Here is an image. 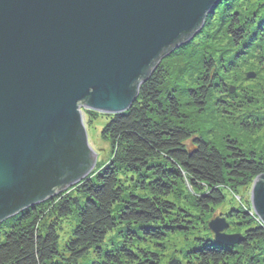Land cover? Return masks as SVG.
Listing matches in <instances>:
<instances>
[{
    "label": "trees",
    "instance_id": "obj_1",
    "mask_svg": "<svg viewBox=\"0 0 264 264\" xmlns=\"http://www.w3.org/2000/svg\"><path fill=\"white\" fill-rule=\"evenodd\" d=\"M245 2L222 0L200 32L171 54L181 56L182 68L193 71L190 57L202 53V75L193 71L184 82L173 80L176 76L168 74L165 60L141 84L128 110L102 114V138L118 145L119 155L97 160L94 170L72 188L2 222L0 264H158V256L140 242L159 244L175 232L192 241L171 264H264V225L253 214L248 195L253 179L264 172V148L244 147L226 134L217 143L207 140L197 120L213 123L218 117L222 122L225 114L246 107L233 117L232 128L252 133L264 125V110L255 100L235 98L222 85L221 69L238 54L247 48L264 54V0L247 12L241 7ZM213 17L217 21H210ZM226 17V31L236 48L227 54L218 50L226 55L215 60L205 51L216 50L206 41L208 27L213 22L219 29ZM212 107L225 114L214 110L209 116L206 111ZM83 113L86 120L98 114ZM172 198H184L183 204ZM226 203L230 224L242 229L231 246L216 242L207 228L214 209ZM63 223L69 231L62 239Z\"/></svg>",
    "mask_w": 264,
    "mask_h": 264
},
{
    "label": "water",
    "instance_id": "obj_2",
    "mask_svg": "<svg viewBox=\"0 0 264 264\" xmlns=\"http://www.w3.org/2000/svg\"><path fill=\"white\" fill-rule=\"evenodd\" d=\"M221 1L0 0V224L94 170L83 110H128ZM249 196L264 225V172ZM207 228L220 244L240 239L221 213Z\"/></svg>",
    "mask_w": 264,
    "mask_h": 264
},
{
    "label": "rangeland",
    "instance_id": "obj_3",
    "mask_svg": "<svg viewBox=\"0 0 264 264\" xmlns=\"http://www.w3.org/2000/svg\"><path fill=\"white\" fill-rule=\"evenodd\" d=\"M256 1L257 0H246L245 4L241 5V7L243 8V10L247 12L250 5L254 4ZM228 19L229 17H226L225 23H222L219 29H217V26L214 25L213 22H211L208 27V32H210L209 35L215 34V37H209L208 35L206 37L207 38L206 41L208 43L210 41L211 45H213L216 48V50L215 49L209 50L207 48L205 51H208L206 52L207 54L211 53V56L215 57V60L217 57L221 58V56L223 55L221 51H224L227 54L229 51L236 48L234 46V42L231 41V38L234 39V37H232L226 31V26L227 23L229 22ZM210 21H217V17L211 18ZM201 43L202 45L204 44V42ZM202 45H200V48L198 50L203 51L201 48ZM180 47L178 48L180 49ZM178 48H176L175 50H178ZM171 54L163 58L161 62L163 64L164 61L166 60V63H164L163 66L167 70L168 74H171L172 77L173 75L176 76V79L173 80H179L183 78L181 79L180 82H184L185 77L187 78V74L193 71H196L195 73L202 75L201 70L203 65L200 59L202 53L201 54L199 52L192 53L193 56L190 58L193 60L189 62V66L195 64L193 71L192 70L187 71L186 69L182 68L184 59L181 56H178L176 53H174L176 55L174 54L171 55ZM230 54H231L230 56H232V54L234 53L230 52ZM259 55L264 56V54L260 52L259 49H252V48H247V51H245V53L238 54L234 62H231V64H229L225 69H221L224 70L222 73V85L227 86L228 91L232 94H235V98L245 100L244 96H247L250 99L255 100V105L257 106V108L263 111L264 110V59H260ZM217 67L220 68L218 65ZM178 73L180 75H178ZM195 73L194 76H196ZM211 106L212 105H210V107ZM189 107H188V111L191 112V110H195L192 108L190 109ZM245 108L243 107L241 111H238L237 113L234 114L230 113L229 115L225 114V112L217 110L216 107L215 109H213V107L212 109L209 108L206 111L208 113L210 111L211 114H209V116L210 115L213 116L212 112H215L214 110H216V112L224 113L226 117L221 118L223 123L220 122L218 117H216V120L212 118L213 123L210 122L207 123V121H205L202 118L197 119L198 125L201 128L200 132H202L207 137V140L215 141L216 143L220 141V139L226 134L232 137H236V139H238L244 147H246V144H250L253 145L252 147H256V148L261 147V149H263L264 125L261 127V129H258L257 131H254L252 133L241 131L240 128L237 126L232 128V124L235 121L233 120V117H239V115L241 116ZM100 114L101 113H98L97 116L91 120H86V118H84V123L88 134L89 145L97 153V160L103 162L108 160L109 158H113L114 157L113 154L119 155L118 154L119 147L115 143H111L107 139L102 138L101 129L103 128V125L105 123L104 121L105 117H103V115ZM206 115L208 116V114ZM229 127H231V129H229ZM73 186L69 188H72ZM134 191L139 195H146V191L140 188H134ZM249 194H250V190H249ZM229 198L232 199V197L228 194L227 196L228 201ZM237 199H239V197ZM172 200L176 201L178 204H183L184 198L182 200L172 198ZM227 207H228V203L224 204L223 206L215 208L211 218L215 214L221 213V216L225 218L226 223L229 222V224L227 223V229H225L224 232L227 234H236L241 236L242 229L240 230L239 226L237 225L230 224L232 220H230L224 214V211L227 209ZM68 231H69L68 223H63L62 233H61L62 239L67 235ZM191 241H192L191 236H184L179 232H175L168 234L163 240H159V244H155L151 241H142L140 242V245L147 252H152L158 256V260H159L158 264H171L173 260H176V258L180 256V252L183 251L186 248L187 244L190 243Z\"/></svg>",
    "mask_w": 264,
    "mask_h": 264
}]
</instances>
